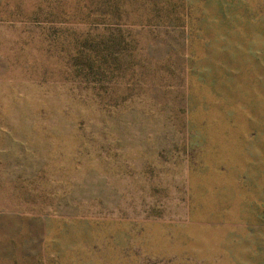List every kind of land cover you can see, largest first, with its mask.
<instances>
[{
  "label": "rangeland",
  "instance_id": "rangeland-1",
  "mask_svg": "<svg viewBox=\"0 0 264 264\" xmlns=\"http://www.w3.org/2000/svg\"><path fill=\"white\" fill-rule=\"evenodd\" d=\"M0 264H264V0H0Z\"/></svg>",
  "mask_w": 264,
  "mask_h": 264
}]
</instances>
